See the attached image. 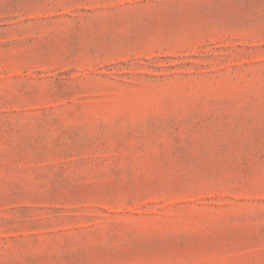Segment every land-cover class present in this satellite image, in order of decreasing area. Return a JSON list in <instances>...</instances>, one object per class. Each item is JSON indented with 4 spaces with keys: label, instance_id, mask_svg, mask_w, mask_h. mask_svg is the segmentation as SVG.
Instances as JSON below:
<instances>
[{
    "label": "rangeland",
    "instance_id": "obj_1",
    "mask_svg": "<svg viewBox=\"0 0 264 264\" xmlns=\"http://www.w3.org/2000/svg\"><path fill=\"white\" fill-rule=\"evenodd\" d=\"M0 264H264V0H0Z\"/></svg>",
    "mask_w": 264,
    "mask_h": 264
}]
</instances>
